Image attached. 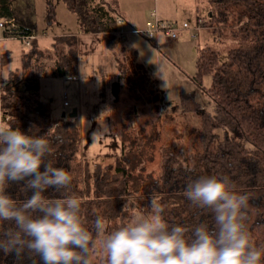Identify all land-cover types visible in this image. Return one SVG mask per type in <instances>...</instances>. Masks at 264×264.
<instances>
[{"label": "trees", "instance_id": "trees-1", "mask_svg": "<svg viewBox=\"0 0 264 264\" xmlns=\"http://www.w3.org/2000/svg\"><path fill=\"white\" fill-rule=\"evenodd\" d=\"M66 1L79 16L81 32L103 33L110 50L117 49V7L105 0ZM208 2L211 6L208 22L215 25V34L217 30L230 32L232 47L222 56L212 47L199 53L197 72L191 79L196 89L211 100L213 109L208 112L198 103L195 92H182L180 110L199 116L201 125L196 130V138L201 139L200 148L181 160L175 148L167 145L161 151L158 174L152 171L144 175L143 159L142 162L118 159L115 166L107 167L100 164L92 167L89 159L81 160L78 116L70 117L67 123L56 120L50 104L40 98L36 88L40 78L77 76L78 51L74 36L57 37L52 49L42 51L34 41L22 57V72H11L6 80L0 81V125L18 128L28 135H47L53 141L50 157L53 165L69 171L74 180L69 189H49L45 195L49 199L79 197L85 226L90 230L97 217L107 221L109 231L126 225L130 215L122 211L123 205L136 198L145 211L153 196L165 207L164 219L169 226L184 227L186 236L200 224L214 228L212 211L193 205L185 196V189L201 176L227 177L237 192L249 195L246 227L254 244L264 248V0ZM8 4L7 0H0V14H4ZM50 15L53 17V10ZM5 35L14 37L20 33L18 28H13ZM10 55L6 52L0 56V70L11 63ZM207 75L212 78L208 88L203 83ZM127 82L130 92L139 100L159 104L158 82L153 77L129 76ZM118 85L119 82L112 87L116 101L120 96ZM6 194L19 204L32 193L21 181L10 182ZM14 228V224L0 222V233ZM0 264H42V261L28 254L18 258L15 253L6 255L0 251ZM93 264H96L94 258Z\"/></svg>", "mask_w": 264, "mask_h": 264}, {"label": "rangeland", "instance_id": "rangeland-1", "mask_svg": "<svg viewBox=\"0 0 264 264\" xmlns=\"http://www.w3.org/2000/svg\"><path fill=\"white\" fill-rule=\"evenodd\" d=\"M12 1V11L19 14L23 20L25 18L26 23H30L35 34L39 36L37 41L41 50L50 48L53 36L54 39L61 34L73 36L72 34L80 29L79 16L70 9L66 0ZM100 1L95 0V2ZM105 1L124 12L127 22L120 19L118 25L127 31L147 29L150 22L156 23L160 19L177 31L184 23L189 25L190 29L178 31L176 40H171L165 32L156 36L154 40H149L139 33L124 36L127 37L126 43L129 46L125 60L128 65L135 64V66H127L125 78L153 77L158 82L159 104L139 100L135 93L130 92L131 89L125 79L122 80L123 85L121 83L118 85L119 100H112L111 89L112 93L107 87L98 86V80L94 78L90 80L85 75L83 71L87 64L83 60L80 64L83 81L68 82L64 77L50 75L38 80L37 92L42 100L50 104L52 117L56 120H62L63 115L70 116V109L64 107V93L69 94L72 108H77L81 114L78 116L82 135L81 160L89 159L92 167L98 164L107 167L115 166L118 159L126 158L141 162L143 159L145 160L144 175L152 171L158 174L162 165L161 151L167 145L175 148L181 160L191 157L195 149L200 148L201 139L196 138V130L201 125L199 116L195 113L181 112V93L195 92L196 101L201 103L208 112L212 111L211 100L196 89L191 78L197 72L196 61L201 50L212 47L222 56L232 47L230 32L217 30L216 34L214 33L216 27L208 22L209 15L198 14L196 11L195 6L199 4V0ZM50 10H53V17H50ZM199 18L207 25L204 24L205 27L203 26V29L199 31L192 30L198 25ZM192 33L196 36L193 37ZM159 36L164 40L158 42ZM29 48L26 41L17 38L5 39L3 29H0V56L6 51L10 52L12 59L9 64L10 70H15L22 65V56ZM132 49L138 51V58L132 55ZM120 56L124 59L123 54ZM137 61L144 64L149 71L140 72ZM79 62L78 59V66ZM6 71L7 69L4 72ZM2 80L4 81L0 78L1 83ZM203 83L205 87H210L211 76H205ZM133 84L135 85L134 82ZM106 101L107 104H105ZM70 119L68 118L67 122ZM94 122H97V128L91 126ZM140 166L138 163V169ZM135 199H130L128 204L144 211ZM93 258L96 264H105L102 253L98 252Z\"/></svg>", "mask_w": 264, "mask_h": 264}, {"label": "clouds", "instance_id": "clouds-1", "mask_svg": "<svg viewBox=\"0 0 264 264\" xmlns=\"http://www.w3.org/2000/svg\"><path fill=\"white\" fill-rule=\"evenodd\" d=\"M52 153L47 135L0 125V222L15 225L0 233L4 254H28L42 264H93L98 252L105 264H264V248L254 244L246 227L249 195L237 192L227 177L201 176L185 189L193 205L212 211L214 228L200 224L186 236L184 227L169 226L165 207L153 196L145 211L123 205L130 214L126 225L109 231L107 221L97 217L90 230L79 197L45 195L69 189L74 180L53 165ZM21 181L32 194L18 204L6 186Z\"/></svg>", "mask_w": 264, "mask_h": 264}, {"label": "crops", "instance_id": "crops-1", "mask_svg": "<svg viewBox=\"0 0 264 264\" xmlns=\"http://www.w3.org/2000/svg\"><path fill=\"white\" fill-rule=\"evenodd\" d=\"M7 1L9 2L8 7H5V9H3L4 14L3 15L0 14V18H13V17L16 18L17 19L16 20V27H14V29L18 28L20 35L14 36V37L10 36V35H5L6 32H11L13 30V28L12 29H6V30H3L4 38L5 39L17 38V39H20L22 41H25L23 39V37L29 36L32 38V40H30L31 43L29 46H31L32 43L34 41H36L37 44H35V46L40 48V46L38 45V41H37L39 36L35 34V30L33 29L32 25H30V23H26L25 18L23 20L22 18H20L21 16H19V14L12 11L13 10V8H12L13 7V1L12 0H7ZM202 1H203V3H202ZM195 7H196V11L198 14L199 13H201L202 15H205V14L210 15L211 14L209 12L210 11L209 10L210 4L207 0H199V4H196ZM193 9H194V7H193ZM118 11H119L118 23H119L120 19L122 21L127 22L126 16L123 14L124 12L120 11L119 8H118ZM159 16H161L160 12H159ZM163 17H164V12H163ZM200 18H199V21L197 23H200V22L205 23V21L200 19ZM132 31H127V30L121 28V26L119 27V25H118V31L115 32V35L118 36L119 42H118L117 49H115L113 52L110 50V46L105 41L103 33H83L79 29V31L77 33L72 34L77 40L78 59L80 60V62H79V71L77 74L79 79L76 81H71V80L70 81L71 82L83 81V79H82L83 73H82L81 67H80L81 60H83V62L87 64V66H85V71H83L85 73V75H87L90 78V80H92V78L96 79V81L98 80V86L103 85V87H107L109 89V92H110V89L112 91V87L115 83L119 82L122 84L123 83L122 80H124V79H125V81H127V78H125L126 77V71L128 70L127 66H135V64L132 63V65H128L126 60H125L126 56L128 55L127 49L129 46L126 43V42H128V39H127V37H124V36L125 35H134V33ZM121 32H123V34ZM129 32H131L132 34H130ZM161 33H163V32L157 33L155 35V38H156V36H158ZM68 35L69 34H61V35H57V36L58 37H67ZM57 36L55 37V39L57 38ZM55 39L53 36V41H52L49 49H52V45L54 44ZM163 40L164 39L160 38V36L157 38L158 42L163 41ZM49 49H46V50H49ZM133 49L131 50L132 55L134 57L138 58V53H137L138 51L133 50ZM6 52H9V51H6ZM2 53L3 52H1V54ZM122 54L124 55V59H122L120 56ZM138 65L140 67V72H144V71L148 72L149 71L145 67V65L141 64V62H139V61H137V66ZM22 68H23V62H22V65L20 67H16L15 70H10L9 65H8L5 68L0 70V78H3L4 80H6L11 72H20L21 73L23 70ZM6 69H7V71L4 72ZM70 81H68V82H70ZM110 93H112V92H110ZM112 100H116V97L114 95L112 97ZM174 103H175V101H174ZM105 104H107V101L105 102ZM77 112H78V116L79 115L81 116L79 110ZM99 118H100V113L98 111V120H99ZM91 126L93 128H95L97 126V122H94L93 125H91ZM90 131H91V129H90Z\"/></svg>", "mask_w": 264, "mask_h": 264}, {"label": "built area", "instance_id": "built-area-1", "mask_svg": "<svg viewBox=\"0 0 264 264\" xmlns=\"http://www.w3.org/2000/svg\"><path fill=\"white\" fill-rule=\"evenodd\" d=\"M200 23H198V25L192 30L202 29L203 26H202V23L201 24ZM14 27H16L15 18H0V29L6 30V29H12ZM188 29H190L189 25L187 23H184V25L180 29H178V31L180 32V31H184V30H188ZM178 31L174 27L168 26L164 22L158 20L156 23L151 24V22H150L149 27L147 29H144V30L135 29L132 32L142 34L149 40H154L155 35L157 33L165 32L166 35H168L171 38V40H176L178 38ZM121 33L123 34V32H121ZM192 36L195 37L196 35L192 33ZM24 40L26 41V44L29 46L31 43L30 40H32V38L27 37V38H24ZM78 79H79L78 76L66 77L67 81H70V80L76 81ZM64 107L69 108L70 114L72 113L73 108H72V105L70 103V97H69L68 93H64ZM70 117L71 116L63 115L62 121L67 122V119Z\"/></svg>", "mask_w": 264, "mask_h": 264}, {"label": "water", "instance_id": "water-1", "mask_svg": "<svg viewBox=\"0 0 264 264\" xmlns=\"http://www.w3.org/2000/svg\"><path fill=\"white\" fill-rule=\"evenodd\" d=\"M78 109L77 108H74L73 109V112L70 114V116L72 117V118H76L77 116H78Z\"/></svg>", "mask_w": 264, "mask_h": 264}]
</instances>
